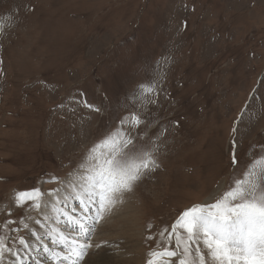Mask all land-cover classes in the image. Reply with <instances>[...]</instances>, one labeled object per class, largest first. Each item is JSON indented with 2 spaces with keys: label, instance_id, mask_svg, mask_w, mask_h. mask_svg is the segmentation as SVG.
<instances>
[{
  "label": "rangeland",
  "instance_id": "rangeland-1",
  "mask_svg": "<svg viewBox=\"0 0 264 264\" xmlns=\"http://www.w3.org/2000/svg\"><path fill=\"white\" fill-rule=\"evenodd\" d=\"M130 113L159 167L93 214L82 263L147 264L167 250L177 255L159 264H179L186 232L173 225L215 203L264 147V0H0V264L45 219L49 190L68 193L92 146ZM33 188L40 206L17 205Z\"/></svg>",
  "mask_w": 264,
  "mask_h": 264
},
{
  "label": "snow or ice",
  "instance_id": "snow-or-ice-1",
  "mask_svg": "<svg viewBox=\"0 0 264 264\" xmlns=\"http://www.w3.org/2000/svg\"><path fill=\"white\" fill-rule=\"evenodd\" d=\"M151 90L144 85L138 86L139 94ZM141 124L144 121L135 113L122 118L119 126L109 129L89 150L84 163L79 165L83 171L75 179L70 175L65 182V191L79 190L77 199L89 200L96 206L92 219H102L123 193L132 191L138 181L159 167L155 159L157 146L151 137L142 139L143 132L132 135L129 130ZM125 125H128L127 129ZM235 147L234 140L232 163L237 165ZM49 194L53 196L48 204L50 207L61 192L53 189L49 190ZM42 196L39 188L18 192L16 203L23 205L31 200L35 207H39ZM88 219L85 214L72 219L71 223L89 243H81L75 236L69 238L58 230L60 241L66 247L57 252L46 249L54 264H63L65 260L80 264L84 259L87 249L91 247L92 228L87 223ZM177 227L186 232L179 264H208L206 253L201 251V240L213 264H264V147L260 149L259 155L239 170V175L232 178L227 191L215 203L194 205L184 211L173 225V233ZM19 242L22 245L26 243L23 237H20ZM5 248L7 245L0 238V257ZM7 250L11 251V248ZM176 255V252L167 250L152 252L147 264H159L161 257Z\"/></svg>",
  "mask_w": 264,
  "mask_h": 264
},
{
  "label": "bare ground",
  "instance_id": "bare-ground-1",
  "mask_svg": "<svg viewBox=\"0 0 264 264\" xmlns=\"http://www.w3.org/2000/svg\"><path fill=\"white\" fill-rule=\"evenodd\" d=\"M67 192L68 193H64L58 197H55V203L51 204V205H53V207L55 206L54 204H56V206H57V208L55 210L56 211L55 214L54 213L52 214V212L50 211V209L48 207L45 210V212H46L45 219L40 218L39 223H37V222L32 223L33 228L32 229L30 228L31 231L28 232V239L29 240H27L25 244L21 245L20 250L17 251V253L15 255H13V256L11 255L10 264H26L27 262H28V264H54V262H52L50 260V254L48 251H46V249H50L52 252H57V251H60L61 249H64V247H66L60 241V238L58 235V230L60 233H63L65 236H68L69 238H71L73 236L77 237L81 243L87 242V241H85L84 238H82V236H80L79 232L76 230V226L74 224H72L71 221L74 218L83 217L85 215L84 211H87L88 212L87 215H90L87 223L89 224L90 227L91 226L93 227L94 224H90V220H91V217L93 216V214L95 215L96 206L94 204H92L91 201H89V200L77 199L76 197L80 196L79 190L69 189V190H67ZM52 199H53V196L51 197L50 200H52ZM72 201H77L78 203H80V205L83 206L84 209L78 210L79 209L78 206H76V208H74V205L71 204ZM208 201H210V199L207 200L206 202H208ZM59 202H60V204H65L66 206L65 207H64V205L59 206ZM116 206H118V205H116ZM75 210H77V211H75ZM76 212H77V214H76ZM78 213H80V214H78ZM107 213H108V211H107ZM77 215H79V217ZM104 216H106V214ZM107 224L108 223H106V226H107ZM97 226H96V228L99 229ZM109 226H110V224H109ZM100 230H101V228H100ZM39 235L42 237L40 240H39ZM43 237L45 239H43ZM96 239H98V238H96ZM92 243H95V242L93 241ZM92 243H91V245H92ZM96 245H98V244H96ZM41 247L44 249L43 252L39 251ZM95 247H97V246H95ZM44 252H45V254H47V257L42 258ZM108 255H110V254H108ZM86 259L87 258L85 257L83 262L88 261ZM81 263H82V261H81ZM113 263L109 262V264H113ZM63 264H71V261L65 260L63 262ZM104 264H108V261H106Z\"/></svg>",
  "mask_w": 264,
  "mask_h": 264
}]
</instances>
